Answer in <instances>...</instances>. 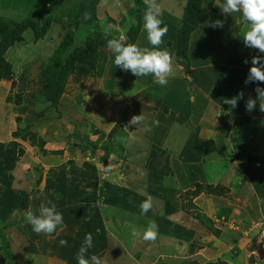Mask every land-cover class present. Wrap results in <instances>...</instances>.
I'll use <instances>...</instances> for the list:
<instances>
[{
	"label": "rangeland",
	"instance_id": "374dc122",
	"mask_svg": "<svg viewBox=\"0 0 264 264\" xmlns=\"http://www.w3.org/2000/svg\"><path fill=\"white\" fill-rule=\"evenodd\" d=\"M135 2L136 0H122V4H124L122 8L125 14L120 17L118 8L113 7V0H0V14L13 17V13H10L9 10V8H13L14 15L15 12H19V15L14 16L16 19L15 21H18V23L32 17L36 18L41 26L48 21L51 23L45 37L37 39L34 31L29 28L26 30L27 33L23 36L25 42L23 44L25 45L16 43L17 45H15L11 54L5 53L6 61L11 66L10 72L12 73V79L0 81L2 82L0 83V90L2 89L3 92L4 90L13 92L16 103L20 104L23 95L17 94L19 91L16 89L17 84L26 82L30 79L29 76L33 74L34 71H37L36 66H38L39 59L42 60L41 63H46L45 68L49 67L51 64H49L50 57L55 54V51L67 38L70 31L75 33V39L69 42L70 46H72L71 50L85 46L88 38L97 37L95 36V31L99 28L104 30L106 25L111 23V20L115 21L116 25H119L123 34L127 37L126 32L129 27H131V22L129 20L133 21V19L130 18L131 15L129 11L135 5ZM157 2L160 6L161 14L164 15L166 13L169 15V22L171 25H175L173 30L168 29V34L163 38L170 37L172 35L170 32L175 33L174 36L176 37V31H178L177 28H179H176V25L180 24L181 17H183L187 5L186 0H157ZM205 10L208 14V12L211 11V7H206ZM109 12L111 13L110 16L107 15ZM85 13L90 15V19H84ZM202 13L205 15L203 11ZM160 19L163 21L161 26L165 25V19ZM121 22H123V24H120ZM167 27H169V25H167ZM201 30L202 32L205 31L204 28ZM112 35L118 36L119 33L114 32ZM175 37L173 39L177 42L178 35L176 38ZM197 37L203 40L199 30L192 33L191 43H193V40L198 39ZM127 42L132 43L128 37ZM141 42V45H144L145 42ZM210 44L211 41L209 42V45ZM39 47L42 48L43 52L38 53L36 51ZM106 51L107 50H104L107 55L103 54L101 55L103 59H99L103 62V67L108 69L107 71L103 70L102 74L111 76L112 78L115 77V79L111 81L112 83L109 82L111 90H107L109 93L107 101L106 98L102 101L95 94H92L91 90L94 92H96V90L89 88L91 82L88 83V87L87 85L81 86V84L73 85L69 83L67 91L65 95L62 96L59 106L54 108L51 102L47 100L43 92L44 90H42L43 84L38 79L39 84H37V87L41 88V95L38 96L36 92H32L37 106L31 108L28 112V125L30 126H27L23 132V136L28 138V141L20 138L19 144L22 145L14 147V145L11 144L8 146L9 149L6 148L3 154L0 153V161L2 164L0 169V184L3 182V178L12 179L10 176H12L14 172L9 171L10 167L22 160L23 157L21 154H25L27 149H29V146L28 148L23 146L24 143L22 141L25 142V145H37L39 150L42 149L44 151L43 157H40L36 162L53 163L54 166L59 167V170L52 169L48 171V176L51 177L53 173L57 172L55 179L61 181L62 184L58 182V187L56 188V186L52 184L55 183L54 180L48 177L44 184L40 185L44 188L43 192L45 193L44 198L46 202H52L55 198L51 200L50 196L57 195V210L63 215L62 225L64 230L55 242L56 246H50L46 251L55 254L61 258V260H66L65 262L77 264L75 259L76 253L84 240L85 234L91 233L93 236V248L89 250L88 257L93 254L99 256L98 254H100L103 249L108 248L111 251L110 255L112 259L108 258L105 264H202L204 262L208 264H264L263 195H255L253 203L250 201L246 202L247 200L245 201L243 199L242 204H245V207L238 206V213L233 217V219L236 220H234V225L236 227L230 225L231 223L227 217L220 215L224 212V208H219V213L222 211L220 214L214 213L206 208V206L213 203V201L215 203L218 202V199L211 200L204 198L202 200L203 203H201V198L195 196V191L199 190L195 181L199 179V176L203 175V178L206 177L207 174L211 177V182H214V185H216V191L219 192L221 189L226 191V183H224L223 180L225 182L231 181L235 183L241 177L244 166L250 167V163L253 165L257 162L259 156L250 153L251 151L253 152L256 147L252 148L248 146L243 148L242 145L237 148L235 147L236 149L233 148L232 150L234 151L233 155L229 153L228 149H225L224 151L228 152H225L226 158H224V160H228V162L231 161V164L229 167L223 164V168L206 169V164L214 162V156L206 157L203 155L204 157L202 156L190 162L191 168L188 169L190 174L185 177V180L178 177V173L183 172V170L173 168L174 172H176L174 173L177 175L176 177L172 174L173 169L171 165L176 161L177 157L173 156V152L167 149L171 143L162 144L161 142L163 139L161 138L155 143L156 147H154V145L146 146V143L150 140H156L155 137L152 138L153 135L148 131L149 136L146 137L147 139H142L143 143L140 145L141 142L131 137L133 133L129 132V127H125L127 126L126 117L133 108L130 101V105L128 104L124 92L119 93L118 89H120L119 86L123 88L126 83H130L134 80V76L130 72L122 71L116 67L114 64V56L109 51ZM34 59L35 61L29 62ZM182 61V59H176V69L179 70L182 67L186 69L183 76L187 77L189 67H184ZM204 62L206 63V60ZM233 67H235V65L231 63L230 65L228 64L227 68L221 67L220 69H224L225 71L224 73L222 72V76L230 75L229 72ZM225 69L229 72H226ZM233 69L235 70V68ZM39 71L41 72V70ZM201 71L204 73L207 72L206 69ZM213 75L214 72L206 74L203 78L208 80L209 77L213 78ZM89 76L90 75H87L86 77ZM191 78L194 79V76ZM192 79L190 80L192 81ZM143 84L145 83L139 82L138 87H142ZM185 85V88L179 86H175V89L171 88L169 97L167 96L165 100H161L158 104L161 105L162 103V111L166 107L174 109V112L173 110H168L171 112L169 116H164L167 117L166 121L169 124L167 127H177L180 125V120L183 118L188 119L189 116L192 120L190 123L191 128L189 129L194 131L197 126L204 124L203 122L205 119L213 122L211 117H213L212 115L216 104L213 100L208 99L209 103L207 107L204 106L207 103L205 100V92L204 95H201L203 96L202 100L201 96L199 97L200 102L198 107L195 106L192 99L199 95L196 91V85H193L191 82H187ZM206 85H208V87L212 86L211 83H207ZM115 88L116 90H114ZM128 92L130 93L131 90ZM182 92L183 94L186 93V95H182ZM160 93L162 94L161 91ZM171 95L174 96L171 98ZM41 96L44 97V102H50L49 105L51 107L38 106ZM116 96L119 97L117 98ZM184 99H186V102L183 104L181 101ZM169 101H171V103ZM147 102L148 100L144 105L145 110L149 109ZM191 110H196L197 114L193 113ZM7 112L11 114V112ZM29 113H31L33 117H30ZM200 114H202V118H200ZM217 115H219L217 118H219L220 121L218 120L216 123L213 122L215 123L213 125L218 124L221 126L222 119H220V117L223 118V121L233 118V120L238 121V125H242L248 129V132L250 131L249 135L252 130L250 126L255 124L251 122V119L254 118L249 117L251 113H247L245 108H242L241 112H232L227 110L224 111L220 105ZM234 115H238L239 117ZM34 119H38V122L33 123L32 121H34ZM80 120L83 121L79 123ZM149 126L150 125H148V127ZM19 129L20 128L17 129L18 132L21 131H19ZM150 129L153 132L152 127H150ZM167 129L163 126L158 127L157 133L164 134ZM180 129L175 131L174 141L186 139L184 136L185 132L182 128ZM154 130H156V128H154ZM230 130L229 128L227 129V134ZM257 130L258 129H256V132ZM259 130L263 131L264 129L261 128ZM236 131L237 130H235V132ZM71 134H74L73 138H66V135ZM230 136L231 133L228 134V138L226 139H230ZM255 136L257 137L256 133ZM116 137H124L125 142L120 143L115 139ZM194 139L195 136H192L191 140ZM231 141L235 140L231 139ZM158 143H160L159 146H165L166 149L157 148ZM200 145L201 144L198 143L194 148L199 149L198 146ZM56 148L63 149V155L60 156ZM147 154L154 157L160 155L165 157L168 166L164 165V167H162L163 169H160L161 172H158L159 180L163 182L165 178L169 179L171 184V195L176 193L180 194V200L177 197L173 202L159 201V205H157L161 210L165 209L166 206L168 208H174L175 206L176 211L173 213L174 215L171 221H164V218L161 216L163 212H157L155 205L154 207L152 206L147 214L142 215L140 210H137V207H130L126 203L128 202L127 195L124 194L125 199L123 198L124 195L122 194L125 193V189L127 192L131 185L138 184L143 179L146 181L150 175V171L141 170L146 159L145 157H148L146 156ZM174 154L178 155L177 152ZM32 156L33 159L31 160L34 161V155L32 154ZM196 156H201L199 151ZM217 157L216 155L215 160L217 162L221 161V159ZM25 158L28 159V156ZM4 159L8 160L4 161ZM242 163L243 165H241ZM36 175L37 181L39 176L38 174ZM160 175L163 176L161 177ZM261 175L264 178V173H261L260 176ZM41 180L42 179H39L36 182L37 187L32 190V192L36 194L35 197L39 194L38 187L39 181ZM260 184L262 185L263 181ZM157 185L162 187L160 185L164 184L159 185V183H157ZM105 186L106 188H104ZM140 187L142 188L141 185ZM1 188H3V185H0V189ZM5 188L10 191V196L20 191L17 189L16 185H13V180L9 185H5ZM102 188H104L105 191ZM114 188L116 191L113 195ZM107 191L109 195L104 196V193ZM227 194L229 197L230 193L228 192ZM39 197L41 196L38 195L37 198ZM107 197H110V200L107 199ZM5 198H7V196L1 199L3 203H6ZM9 198L13 199L12 197ZM227 200H222L224 201V205L229 202L234 206L230 198ZM104 203L109 204L110 210H114L112 213H120L118 218L123 222L120 227H113L110 232L103 224H98L102 213H104ZM122 203L126 204L122 205ZM131 203L134 205L138 202L132 201ZM32 211L37 213V209ZM13 212H16L14 205L13 207L4 208L0 203V213ZM19 212L20 211L17 213ZM151 221H155L158 225V237L155 242H145L142 239L132 237L131 231L133 228L143 232ZM102 225L104 227L101 228ZM35 237H37V235H34V241ZM165 238L167 239L165 240ZM60 240H66L67 246L61 247L59 244ZM42 243H44L43 246L46 248V240H42ZM163 243L169 246H166L164 249L162 248ZM136 245L137 247L135 248ZM141 245L143 246L141 247ZM196 252L199 254H196ZM204 252H211L209 258L204 256ZM2 255L5 256V252H0V258L3 257ZM159 255H162V257L165 256L166 260H159L157 258ZM244 257V261L236 263L239 258L243 259Z\"/></svg>",
	"mask_w": 264,
	"mask_h": 264
},
{
	"label": "crops",
	"instance_id": "0c3cea01",
	"mask_svg": "<svg viewBox=\"0 0 264 264\" xmlns=\"http://www.w3.org/2000/svg\"><path fill=\"white\" fill-rule=\"evenodd\" d=\"M221 4L222 3L217 1L214 7L217 8L218 11L216 13L215 12L212 13L211 11H209L208 14L205 8L210 7V6L206 4L203 6L204 7L203 12L205 15H203L204 17L202 21L203 24L201 25V28L198 29L201 32V37L203 38V40H201L199 37H197L198 39L193 40V42L195 43L197 42V46L194 48H191V55H190L189 62L184 61V60L182 61L184 67L186 68L189 67L187 77L183 76L186 72V69H184L183 67L179 70L176 69V60H174V72H173V75L169 77V82L166 87H162L158 83H156L155 77L150 74L148 76L139 77V78L134 76V80H132L130 83H126L123 88H121L122 86H119L120 89H118V91L119 93L124 92L128 104L130 101L131 102L130 104L133 108L132 111L129 112L128 116L126 117L127 119L126 125L128 124V121L131 119L133 115L143 114L145 118L142 125L138 127L129 126V132L133 133V136L131 137L136 138L137 141L141 142L140 143L141 145L143 143L142 139H147L146 137L149 136L147 129L152 127L153 132L152 130L150 132H151V135H153L152 138L155 137L156 140L155 139H154L155 141L148 140L149 142L146 143V146L154 145V147H156L155 143L161 138L163 139V141L161 142L162 144L168 143V142L171 143L169 144L167 149L170 152H173L172 153L173 156L177 157L176 161L171 165V168L172 169L178 168V169L183 170V172L179 171L180 173H178L179 175L178 177L180 179L185 180V177L188 174H190L188 170L189 168H191L190 162L202 157L203 155L206 156L205 150L207 148V143L209 141L213 142L214 150L212 151L210 155L206 157L214 156V159H213L214 162L206 164L205 165L206 169H209V168L216 169L217 167L223 168L222 166L223 164H226V166L229 167V165L231 164V161L228 162V160H224V158H226L225 152L229 151V153L233 155L234 151L232 150L235 147L237 148L241 145L243 146V148L248 147V146L252 148L256 147V149L253 152L251 151L250 153L255 156L257 155L259 156L257 162L253 165L250 163V167L244 166V168L242 169L243 174L241 173V177L235 183L231 181L225 182L223 180V182L226 183L225 184V189H227L226 191H223L221 189V191L219 192L218 191H215L213 193L202 192L198 195H195L196 197L201 198V203H203L202 200L204 198H208L211 200L218 199V202L215 203L213 201V203L206 206V208L218 214L222 212L220 211L219 213V208H224V212L221 213L220 215L221 216L224 215L225 217H227L229 222L231 223L230 225L232 227H236L234 225L235 219H233V217L236 213H238L237 211L238 206L245 207V204H242L243 199L245 201L247 200L246 202L250 201L251 203H253V200L255 198L254 196L258 194L263 195L262 199H264V178L262 177V175L260 176L261 173H264V148H263L264 130L263 131L259 130L261 128L264 129V113L259 111L258 104H257L256 110L251 112V116L249 117L254 118V119H251V122L255 124L250 126L252 127L250 135H249L250 131L248 132V129L246 127H243L242 125H238L237 123L238 121L233 120V118L223 121V118L220 117V119H222L221 126L218 124L213 125L216 123V121L219 120V118H217L219 117V115H217V112L219 111L220 105L222 109H224V111L227 110V111H232V112L233 111L241 112L242 108H245L244 101L248 98V96L251 95L255 97L256 94L253 91V89L257 86L256 84H249L247 86L244 84V80L246 78L248 69L251 66V64L249 63L246 65L243 63V61L245 59H248L250 61L252 56L258 55V53L255 50L245 48L242 43V39H243L242 32L246 29V26L240 23L241 14L233 13L227 17L222 16L220 14V8H219V5ZM123 7H124V4H123ZM9 10H10V13H13V17L7 16L4 14H0V17H7L8 19L12 20V22L18 23V21H15L16 19L14 18V16L19 15V12L18 13L15 12V15H14V11H13L14 9L9 8ZM118 10H119L118 14L120 15V17L125 14L122 7L118 8ZM107 15L110 16L111 13L109 12V14ZM160 18L168 19L169 17L168 15L162 16L161 14ZM218 19L224 21L223 29H212L211 27L207 26V23L209 21H214ZM114 22L115 21L111 20V23H114ZM203 28L205 29L204 32H202L201 30ZM100 31L104 32L102 28H99L95 31V33L100 32ZM26 33L27 31H25L22 34V36H24V34ZM139 35L140 36L137 39L135 44L141 48L143 47L151 48L152 46L147 41V34L145 31H143V24H142V30ZM141 41L145 42L144 45H141L142 43ZM166 41H167V38H163V43L160 45V48L161 49L167 48L170 51L169 47L166 44ZM210 41H211V44L209 45ZM23 43L25 42L22 41L21 44ZM15 45L17 44H14V46L9 48L6 54H9V53L11 54V52L14 50ZM41 50H42L41 47L36 49L38 53L43 52V50L42 51ZM106 52H108V50ZM170 53L172 54L173 52L170 51ZM103 54H106L104 50L100 51L101 60L103 59L101 56ZM101 60H99L97 67L94 71L88 65L83 64V63H78L76 65L74 74L70 76L67 87L69 83H72L73 85L81 84V86L87 85L88 87V83L91 82V84L89 85V88L96 90V92L91 90L92 94H95L102 101L105 100L106 98V101H107V98L109 95L107 90H111L110 83H112L111 81L115 79V77L112 78L111 76L102 74L103 70L107 71L108 69H105V67H103L102 65L103 62ZM205 60H206V63L204 62ZM33 61H35V59L30 60L29 62L31 63ZM38 61H39L38 66H36L37 71H34V73L31 74L32 76L31 75L29 76L30 79H28L26 82H20L17 84L16 89L19 90L17 94L23 95L22 102L20 104L16 103L14 99L15 95H13V92L11 91L7 92V90H4L3 92L2 89L0 90V94L2 93L0 96V153L1 154L5 152L6 148L9 149L8 146H10L11 144L14 145V147L17 145H22V144H19L20 142L19 140L21 139L28 141V138H25L23 136L24 129L27 128V126H30L28 125L29 123L28 112L30 111L31 108L33 107L35 108V106H37V102L33 98L34 95L32 92H36L38 96L41 95V88L37 87V84H39V80L42 82V84L44 83V81L41 79V72L39 70L42 71V69L45 68L46 63L45 62L41 63L42 60L40 59ZM230 63L235 65V67H233L235 68V70L232 68L229 72L227 71V69H225L226 72L230 73V75L222 76V72L224 73L225 71L224 69H220V68L221 67L227 68L228 64L230 65ZM203 69H206L207 72L204 73L203 71H201ZM212 72H214L213 78L209 77L208 80H205L203 78V76H205L206 74L212 73ZM87 75H90V76L86 77ZM193 76H194V79L191 78ZM190 79H192V81ZM139 82L141 83L143 82L145 84H143L142 87H138ZM187 82H191L193 85H196V91H197V94L199 95H197L196 97L192 99V102L195 104V106L198 107V104L200 102L199 97L201 95H204L205 92H206L205 100L207 101V103L205 105L203 103V105L207 107L209 103L208 99H211L214 101V103L216 104V107L214 108V112L212 115L213 117H211V119H213L212 121L215 123L210 122L205 119L203 122L204 123L203 125L197 126L194 131H191L189 128H191L190 123L192 122V120L188 116V119L181 118L182 120H180L181 122L179 126L177 127L174 126L171 128L167 127L169 126V124L166 121L167 117H164V116H169V114H171V112L169 111L173 110L174 112V109L166 107L167 110H165L164 108V110L162 111L161 109L162 103L161 105H159L158 102H161V100H165L167 96L169 97L171 88L175 89V86L185 88L186 87L185 84ZM207 83H211L212 86L208 87V85H206ZM259 86L264 87V84H261ZM138 88H141V89H138ZM42 90H43V87H42ZM114 90H116V88ZM130 90L131 92L129 93L128 91ZM66 91H67V88H66ZM160 91L162 92V94L160 93ZM240 91L244 92V100L239 101V105L237 108L232 109L228 105L224 104L225 98H231ZM44 94L47 97L46 93ZM63 95H65V93ZM174 95H171V98ZM182 95H186V93L183 94L182 92ZM116 97L118 98L119 96H116ZM202 98L203 96H201V100ZM43 100H44V97L41 96V98L39 99L38 106H41V105L50 106L49 105L50 102L49 103L48 101L44 102ZM147 100H148L147 104H148L149 109L145 110L144 105ZM169 102L171 103V101ZM185 102H186V99L181 101V103L183 104ZM7 111L11 112V114H9ZM191 111L197 114L196 110H191ZM29 116L33 117L31 113H29ZM234 116H238V115H234ZM200 118H202V114H200ZM81 121L83 120H80L79 123ZM153 121H158L159 122L158 126H155L153 124ZM32 122L33 123L38 122V119H34V121ZM148 125L150 126L148 127ZM161 126L165 127L166 129L168 128L164 132V134L157 133V128ZM18 128H20L19 129V131L21 130L20 132H18L17 130ZM154 128H156V130H154ZM180 128H182V130L185 132L184 136L186 139H183V140L179 139L178 141L176 140L174 141L175 131L179 130ZM228 128L231 129L230 131H228V134L231 133L230 139H226L228 138V134L226 132ZM256 129H258L257 132H256ZM235 130L237 131L235 132ZM255 133L257 137L255 136ZM192 136H195L194 140H191ZM73 137H74V134L66 135V138L71 139ZM231 139L235 141H231ZM22 142L24 143L23 146L27 148L29 146V149H27L25 154L23 155L21 154V156L23 157L22 160L16 162L12 167H10L9 171L14 172L13 175L10 176L12 179L3 178V182H1L0 184V185H3V188L0 189V203L4 206V208H8L10 206L13 207V205L16 208L15 213L14 212L13 213H0L1 215V218H0L1 219L0 220V252H5L6 254L5 256L2 255L3 257L0 258L1 259L0 264L1 263H4V264H70L68 262H65L66 260L65 261L61 260V258L56 256L55 254H52L51 252L49 253L46 251L48 250L50 246H56L55 242L57 241L60 234L64 230L63 225H60L57 228V231L54 234L49 236V235H44V234L37 235L36 233L32 231L31 226L25 222V212H27L28 210L32 211L34 209H37L36 214H38V210L41 207V205L50 206L49 202H46V199L44 198L45 196V193L43 192L44 188L43 186L41 187L40 185H43L44 182L49 177L48 171H51L52 169L59 170V167L54 166L53 163L36 162L38 159H40V157H43L44 151L42 149L39 150L37 148L38 147L37 145H34V144H32V146L27 145V144L25 145V142L24 141ZM198 143L201 144L200 146H198L199 149L194 148V146H196ZM159 144L160 143L157 144V148L160 147V149L161 148L166 149L165 146H159ZM220 145H221V149H220ZM225 149H228V151H224ZM56 150H58L57 153L60 156L63 155L64 153L63 149L56 148ZM198 151L201 154V156L199 157L196 156L198 154ZM175 152H177L178 155H175L174 154ZM32 154L34 155V161L31 160L33 159ZM216 155L218 156L217 158L221 159V161L217 162L215 160ZM27 156H28V159L25 158ZM146 156L148 157H145L146 159L144 161V165H142L141 170L150 171L149 172L150 175L148 176L147 180L145 181V179H143L138 184L131 185L128 191L126 192V189H125V193H123L122 195L124 194L127 195L128 202L126 203L130 207H137V210H140L138 206L142 201H144L149 196L152 197L153 207L155 205L157 212L159 211L163 212V214L161 213L162 214L161 216L164 218V221L165 220L171 221V218L174 215L173 213H175L176 211L175 206L174 208H168L166 206L165 209L161 210L159 207H157V205H159V201L173 202L174 200L177 199V197L180 200V196H179L180 194L176 193L174 195H171L170 193L171 184H170L169 179L165 178L163 182L159 180L158 172H161L160 169H163L162 167H164V165L168 166V164L165 161V157L163 155L154 157V156H150L149 154H147ZM0 160H1V157H0ZM6 160L8 159H4V161ZM11 160L13 161L12 157H11ZM241 165H243V163ZM1 167H2V164L0 161V169ZM174 169H173L172 174L176 173L174 172ZM36 174H38L39 176L37 181L39 179H42L41 181H39V187H38L39 188L38 195L41 196L39 198H37L38 195L35 197L36 194L32 192V190H34V188L37 187L36 185L37 175ZM237 174L240 175L239 173ZM174 175L177 177L176 174ZM56 176H57V172L53 173L51 177H49V179L54 180L55 183H52V184L53 186H56L57 188L58 182H61V181H57L55 179ZM160 176L162 177L163 175H160ZM202 176H199L198 177L199 179L195 181L196 185H201L203 187H207L208 185H211L213 186L215 190L217 189L216 185H214V182H211V177L209 176V174H207L206 177H203V178ZM12 180H13V185L14 186L16 185L17 189L20 191L14 193L15 195L13 194L10 196V191L7 188H5V185L7 184L9 185ZM262 181H263V184L261 185L260 183ZM157 183H159V185L160 184H164V185H160L162 187H159ZM60 184H62V182ZM219 184L223 185L222 183H219ZM140 185L142 186V188L140 187ZM104 188H106V186ZM115 191L116 189L114 188L113 195L115 194ZM228 192L230 193L229 197L227 194ZM108 195H109L108 191L104 193V196H108ZM125 195L123 196V198L125 197ZM4 196H7V198H5L6 203H3V200H1L2 197ZM9 197H12L14 200L10 199ZM50 198L51 200L55 198L52 202H54V204L57 207V203H58L57 195L50 196ZM109 198L107 197V199ZM229 198H230V201L233 202L234 206H232V204H230L229 202L225 203L224 205L223 203L224 201L222 200L224 199L227 200ZM23 199H26L28 201L27 208H22ZM132 201H135L138 203L133 205L131 203ZM107 203L103 204L104 213H102L101 219L98 221V224L100 225L103 224L110 232L111 229H113V227H120V225L123 222L120 218H118V215L120 213H112L114 210H110L109 209L110 206ZM126 203H122V205ZM120 208H121V205H120ZM18 211L20 212L17 213ZM103 225L101 226V228L104 227ZM34 235H37V237H35V241L33 238ZM166 239L167 238H165V240ZM42 240H46V243H45L46 248H44L43 246L44 243H42ZM142 246L143 245H141V247ZM166 246H169V245L164 244V243L162 244V248L165 249ZM136 247L137 245L135 246V248ZM110 252H111L110 249L105 248L98 255L106 262L108 258L112 259ZM196 254H199V253L196 252ZM210 254L211 252L210 253L204 252V256H207V258H209ZM157 258L162 261L166 260L165 256L162 257V255L157 256ZM244 260H245V257L243 259L239 258L236 263H240L241 261H244ZM202 264H208V263L204 262Z\"/></svg>",
	"mask_w": 264,
	"mask_h": 264
},
{
	"label": "clouds",
	"instance_id": "9594fccd",
	"mask_svg": "<svg viewBox=\"0 0 264 264\" xmlns=\"http://www.w3.org/2000/svg\"><path fill=\"white\" fill-rule=\"evenodd\" d=\"M146 10L143 16V31L147 34V41L152 46L138 47L136 44L128 43L127 37L123 34L119 25L107 24L104 32L106 38V48L114 56V64L116 67L125 72H130L133 76L144 77L153 75L155 82L162 87H166L169 82V77L174 72V56L167 48L161 49L163 37L168 32L167 25H163L161 9L157 0H144ZM113 7H123L122 0H113ZM220 14L222 16H230L233 13H240V23L246 26L242 32V43L245 48L255 50L258 55L252 56L251 60L245 59L244 64H251L248 69L244 84H256L253 89L255 97L249 95L244 101L245 111L251 113L256 110L257 104L259 111L264 113V87L259 85L264 84V0H224L223 4L219 5ZM84 19H90L88 13L84 14ZM212 29H223V20H214L207 23ZM142 30V28H141ZM119 33L118 36L112 35ZM111 36L112 38H108ZM244 100V92L240 91L231 98H225L224 104L235 109L239 105V101ZM143 114L133 115L128 121L126 128L129 126H140L144 122ZM155 126H158V121H153ZM151 131V129H147ZM120 143L125 142L124 137L115 138ZM50 206L41 205L38 214L31 210L25 213V222L29 224L32 231L44 235H52L57 231V228L63 224V215L57 210L54 203L49 201ZM152 197L146 198L139 204V209L142 215L147 214L152 208ZM131 235L133 238L142 239L145 242H155L158 237V225L155 221H151L143 232L132 229ZM61 247L67 246L66 240H60ZM93 248V236L91 233L85 234L84 240L76 253L77 264H105V261L93 254L88 257L89 250Z\"/></svg>",
	"mask_w": 264,
	"mask_h": 264
},
{
	"label": "trees",
	"instance_id": "16d2710c",
	"mask_svg": "<svg viewBox=\"0 0 264 264\" xmlns=\"http://www.w3.org/2000/svg\"><path fill=\"white\" fill-rule=\"evenodd\" d=\"M223 4L224 0H186V7L183 17H181L180 26L176 25L178 31H176L177 42L174 41V34L167 38L166 44L170 51L173 52L174 60L182 59L189 62L191 55V48L197 46V42L191 43L192 33L201 28L203 24V6L209 5L211 12L216 13L218 10L214 7L216 2ZM146 10L144 0H136L135 5L130 12L131 27L126 32L127 37L136 43L141 32L143 24V16ZM163 15V14H162ZM164 15H167L166 13ZM163 15V16H164ZM169 16V15H168ZM161 17V16H160ZM50 22L40 25L39 21L32 17L25 19L21 23L12 22L6 17H0V81L12 79V73L10 64L6 61L5 53L9 48L16 43L24 41L22 34L31 28L34 31L35 37L41 39L46 36L50 28ZM113 24H116L114 22ZM120 24H123L121 22ZM164 24L169 25L168 29L173 30L175 25H171L168 19H165ZM170 30V31H171ZM168 34V33H167ZM75 33L70 31L67 38L62 42L60 47L55 51V54L49 59V67L42 69L41 79L44 81L43 90L47 95V100L51 102L52 107L57 108L61 102L63 94L66 92L67 84L70 76L74 74L76 65L83 63L88 65L93 71L96 69L100 59V51L107 50L105 32H97L95 36L88 38L87 43L83 47L72 49L69 42L75 39ZM175 37V38H176ZM108 38H112L109 36ZM199 44V42H198ZM6 71V73H5ZM4 73V74H3ZM167 110V108H165ZM214 150L212 141L207 143L205 155L208 156ZM199 190L195 191V195L202 192L213 193L216 190L213 186L201 187L198 185ZM28 201L22 200V208H27Z\"/></svg>",
	"mask_w": 264,
	"mask_h": 264
}]
</instances>
